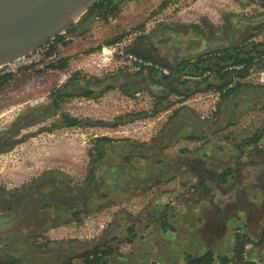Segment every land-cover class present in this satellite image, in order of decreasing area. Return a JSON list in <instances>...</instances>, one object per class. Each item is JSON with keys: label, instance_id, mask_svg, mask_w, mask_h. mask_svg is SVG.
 Returning <instances> with one entry per match:
<instances>
[{"label": "rangeland", "instance_id": "374dc122", "mask_svg": "<svg viewBox=\"0 0 264 264\" xmlns=\"http://www.w3.org/2000/svg\"><path fill=\"white\" fill-rule=\"evenodd\" d=\"M263 2L118 0L111 19L82 15L79 31L64 32L52 54L43 45L1 66L0 76H12L0 80V260L84 264L85 250L107 244L116 248L110 264H186L207 250L221 264V257L233 258L236 235L245 233L258 248L249 255L264 264V245L257 244L264 228L262 188H247L250 196L256 192L260 211L249 217L235 212L228 220L209 188L229 170L221 188L240 182L244 167L264 152V64L220 98L217 112L204 116L194 101L182 103L202 87L185 91L178 83L180 94L171 92L161 75L103 52L156 56L146 43L139 45L155 26L202 18L220 26L230 13L264 10ZM246 42L244 50L264 42V27ZM59 60L64 68L54 67ZM235 77L241 76L231 74L230 83ZM87 91L94 96L82 95ZM188 109L195 127L185 132L177 120H188ZM63 114L86 123L63 126ZM255 134L260 138L249 142ZM102 136L111 141L100 144ZM204 164L205 180L198 174ZM176 199L179 211L170 205Z\"/></svg>", "mask_w": 264, "mask_h": 264}, {"label": "flooded vegetation", "instance_id": "af4514ba", "mask_svg": "<svg viewBox=\"0 0 264 264\" xmlns=\"http://www.w3.org/2000/svg\"><path fill=\"white\" fill-rule=\"evenodd\" d=\"M262 27H264V10L237 15L230 13L225 16L220 26H213L206 18H202L200 22L188 24L169 23L155 26L153 36H144L145 38L139 45L146 43L147 47L156 52V56L155 54L152 56L163 65L174 68L190 59L218 51H230L235 48L238 51L244 50L248 44L246 39L254 40ZM255 44L251 42L250 49H253ZM261 48L264 50V44ZM258 59L252 60L254 64L251 68L260 67L256 64ZM249 170V167H244L243 179L240 182L236 181L230 188H221L220 183H223L220 179L221 175L219 179L215 177L218 182L221 181L219 184L209 186L218 212L224 213V220H228L235 212L243 211L249 217L260 211V208H257L259 206L255 204L258 198L253 197L256 192L250 196L247 188L249 189L250 184H255L258 188H262L259 190L264 194V163L259 164L253 172ZM198 174L201 179H206L205 164L198 169Z\"/></svg>", "mask_w": 264, "mask_h": 264}, {"label": "trees", "instance_id": "16d2710c", "mask_svg": "<svg viewBox=\"0 0 264 264\" xmlns=\"http://www.w3.org/2000/svg\"><path fill=\"white\" fill-rule=\"evenodd\" d=\"M118 0H99L98 2H96L87 12L86 15L87 16H91V15H96V14H101L104 17H107L108 13L111 12H115V6H116V2ZM79 27L80 24H73L72 26H70L66 32H78L79 31ZM64 34H60L58 36H56L53 40V45L50 47V54H52V52H54L56 50V47L60 44L64 43ZM50 41V40H49ZM48 41V42H49ZM264 42H260V43H256L254 45L253 49H249V50H237V48L233 49V50H227V51H218L214 54H207L206 56H200V57H196L194 59H190L188 60L186 63H181L178 66V79L177 82H171L168 86V88H172L170 91L174 92V93H179V90L177 88H174V85L180 83L182 84V87H184L185 91H191V87L193 88V85L200 86L203 87L204 84L206 85L207 88H212V87H217L219 89H223L224 87H226L230 82H231V74H233L234 76H241L244 77L247 75L249 68H251L253 66V62L252 60L254 58H259L258 62L256 64L258 65H263L264 64V50H262L261 45H263ZM140 56H143V54L137 52V51H132ZM146 59L149 60H154L156 62H158L157 60L154 59L153 56H143ZM201 64H207V67H205L203 70H206L207 68H210L214 71L215 76L219 79L220 84H216V86L212 83H207L205 82L206 80H204V82H190V80L185 79V80H181L182 78V74L185 73V71H187L189 74H198L200 73L201 70ZM240 64H245V68L238 70V69H226L230 66H237ZM54 65V64H52ZM168 66L169 68H171L172 70V74H173V67L169 66V65H165ZM192 66V67H191ZM54 67L56 68H64L65 65L64 63L59 60L57 62V64L54 65ZM152 73L153 70H151ZM12 76V73H8L5 75L0 76V80L3 79V81H5L6 79L10 78ZM76 78V76H73ZM171 76H167V77H162L165 81L169 80ZM101 81V80H98ZM104 81V80H103ZM156 83H160V80H157ZM241 86V82H237L235 84V86L233 88H230L227 92L222 94V98H227V96L229 94H231L232 92H234L237 88H239ZM54 95H56L55 100H54V105H58V95L60 94V89L55 90ZM82 95L87 96V97H93L94 96V92L92 91H87L85 93H83ZM164 98L167 97L163 96ZM161 99V98H160ZM161 100H159L158 102H156V105L154 107V112L153 113H157L159 111V106L161 105ZM144 113L140 112L137 114V116L141 117L143 116ZM86 122L82 119H78V118H73L70 117L67 114H63L62 115V120H61V124L63 126H68V127H75V126H82L84 125ZM93 125H97L95 123H91ZM98 124H100L98 122ZM90 125V124H89ZM260 138L259 134H255L249 142H255L256 140H258ZM97 142H99L100 144L102 143H107L109 141H111V139L109 137L106 136H102L99 137L97 140ZM98 148V146H97ZM100 149V147H99ZM100 153V156L102 155V151L98 150ZM184 151V150H182ZM236 170V169H235ZM231 171L229 170L226 173H223L220 177V179L222 180V182H226L230 176ZM229 175V176H228ZM165 224V223H164ZM163 224V225H164ZM130 240V239H129ZM248 242H253L251 240V238H249L247 236V234L245 233H238L236 235L235 238V245L233 248V253L234 256L232 259L228 258V257H221V264H259L253 261H249L246 259L245 256V252H246V244ZM257 244L259 245H263L264 244V228L261 230L260 233V238L259 241L257 242ZM114 249V250H113ZM116 252V248L112 247V246H108L107 244H104L103 246H95L94 248H91L89 250H85L80 256L83 257V261L84 264H110L109 263V259L107 258L108 255H110L109 253L111 252ZM0 264H7L5 263V261L0 260ZM68 264V263H66ZM186 264H217L216 263V258L214 255V252L212 250H207L206 252H204L203 254L199 255V256H189Z\"/></svg>", "mask_w": 264, "mask_h": 264}, {"label": "water", "instance_id": "95a60500", "mask_svg": "<svg viewBox=\"0 0 264 264\" xmlns=\"http://www.w3.org/2000/svg\"><path fill=\"white\" fill-rule=\"evenodd\" d=\"M99 0H0V67L63 34ZM178 66L172 77L177 82Z\"/></svg>", "mask_w": 264, "mask_h": 264}, {"label": "built area", "instance_id": "2783aa9c", "mask_svg": "<svg viewBox=\"0 0 264 264\" xmlns=\"http://www.w3.org/2000/svg\"><path fill=\"white\" fill-rule=\"evenodd\" d=\"M112 17H113V14L108 15V19H111ZM53 43H54L53 40H50L49 42H46L43 45L44 46L48 45L46 50H49L50 47L53 45ZM43 45H41V46H43ZM104 50H105V47L103 49V52L106 53ZM109 51L110 52H108V53H111V55H117V56H121L123 58L126 57L130 63L135 65V69H137L138 71L143 69V68H148L150 70H153V72L161 75L162 77H167V76L172 75V70L168 66H165L162 63L156 62L154 60L146 59L143 56H140V55H138L132 51H127V52H125V50L119 51L115 48H109ZM25 56L20 57L17 60H20V59L24 58ZM17 60H15V61H17ZM9 64H11V63H9ZM205 67H207V64H201L200 73L194 74V75H191L187 71H185V73L182 74L183 80H185L184 78H186V79L190 78V79L198 81V82H204V80H206L205 82L212 83L216 86L217 80H219V79L215 76V73L212 69L207 68L206 70H203ZM233 68L241 70V69L245 68V64H240L237 66H230L226 69H233ZM248 71L251 72V75H254V72H253L254 68H250ZM249 77L250 76L245 77V78L235 77L234 81L232 83L228 84V86L224 87L222 90L217 88V87L207 88L206 85L204 84V86L202 87L203 88L202 92L196 93L195 96H193V97L189 96L188 98H185V100H183L182 103H188V102L194 101L195 105H196L195 106L196 110L203 112L204 116L208 115V113H210V112L215 113V112H217L218 101L222 97V94L227 92L230 88L234 87V85L237 82H242V80L248 79ZM182 97H184V96H182ZM210 109H211V111H210ZM252 147H253V149L255 148L254 146H252ZM192 191H194V189H192ZM185 194H186V196H189V191H185ZM170 205L176 206L177 211H179L178 209L181 207V205L177 204V199L174 200L172 203H170ZM254 249L255 250L258 249V248H255V244H251L250 242H248L246 244V252H245L246 259L249 261H253V262L260 264L259 261L261 258H259L258 256H255V255L253 256V254L249 255V251L250 250L252 251Z\"/></svg>", "mask_w": 264, "mask_h": 264}, {"label": "crops", "instance_id": "0c3cea01", "mask_svg": "<svg viewBox=\"0 0 264 264\" xmlns=\"http://www.w3.org/2000/svg\"><path fill=\"white\" fill-rule=\"evenodd\" d=\"M165 80H163V82H164ZM166 83V82H165ZM165 85H169V84H165ZM182 109H184V108H182ZM189 110V109H188ZM187 110V113H186V115H187V118H188V120H184V118H183V116L182 117H180L179 118V120H177V122L178 123H180L179 125H180V127H181V125L183 126V127H181L182 128V130H186L185 132H190L191 130H193L194 129V125H193V118H194V116H192L191 117V119H189V116H190V114H191V110H189L188 111ZM184 147H187L186 145H184ZM189 148H191V146H188ZM255 160H254V164L250 167V170H249V172H253L254 171V169H256L257 168V166H259V164H263L264 163V152H261V151H257L256 152V154H255V158H254ZM228 180H230V177H229V179ZM171 182V181H170ZM198 209V208H197ZM219 215V217H221L222 215L221 214H218ZM220 219V218H219ZM202 245H204V244H202Z\"/></svg>", "mask_w": 264, "mask_h": 264}, {"label": "bare ground", "instance_id": "6f19581e", "mask_svg": "<svg viewBox=\"0 0 264 264\" xmlns=\"http://www.w3.org/2000/svg\"><path fill=\"white\" fill-rule=\"evenodd\" d=\"M104 51L107 52V53L110 52L108 47H105Z\"/></svg>", "mask_w": 264, "mask_h": 264}]
</instances>
